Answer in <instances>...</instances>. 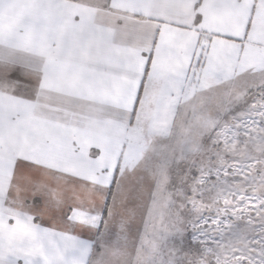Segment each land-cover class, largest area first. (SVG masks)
<instances>
[{
  "label": "snow or ice",
  "instance_id": "6c2138e0",
  "mask_svg": "<svg viewBox=\"0 0 264 264\" xmlns=\"http://www.w3.org/2000/svg\"><path fill=\"white\" fill-rule=\"evenodd\" d=\"M0 264H264V0H0Z\"/></svg>",
  "mask_w": 264,
  "mask_h": 264
}]
</instances>
